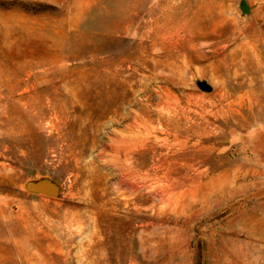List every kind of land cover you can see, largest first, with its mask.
<instances>
[{"label": "rangeland", "instance_id": "1", "mask_svg": "<svg viewBox=\"0 0 264 264\" xmlns=\"http://www.w3.org/2000/svg\"><path fill=\"white\" fill-rule=\"evenodd\" d=\"M246 1L0 0V264H264Z\"/></svg>", "mask_w": 264, "mask_h": 264}, {"label": "water", "instance_id": "2", "mask_svg": "<svg viewBox=\"0 0 264 264\" xmlns=\"http://www.w3.org/2000/svg\"><path fill=\"white\" fill-rule=\"evenodd\" d=\"M239 9L242 16H248L251 12L246 0H240ZM199 85L204 91H211V87L206 83H199ZM24 189L33 194L58 198L61 194L62 186L57 180L48 175L35 174L24 183Z\"/></svg>", "mask_w": 264, "mask_h": 264}]
</instances>
